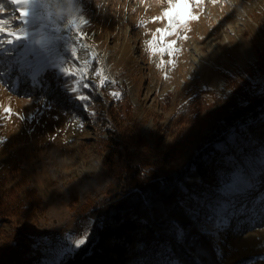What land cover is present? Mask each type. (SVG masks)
<instances>
[{"label": "rangeland", "instance_id": "374dc122", "mask_svg": "<svg viewBox=\"0 0 264 264\" xmlns=\"http://www.w3.org/2000/svg\"><path fill=\"white\" fill-rule=\"evenodd\" d=\"M179 1L184 23L161 38L157 29L172 32L162 14ZM18 8L27 15L19 16ZM85 60L88 81L99 82L93 68L99 69L104 86L116 85L118 92L110 93L126 94L132 119L125 123L145 144L139 148L145 158L134 153V162L147 160L160 175H173L197 157L227 115L230 124L237 123L252 109L250 97L261 95L264 0H25L19 5L0 0V181L3 188H35L43 201L38 210H29V220L1 226V242L16 226L31 236V249L18 255L0 251V264L45 259L63 264L77 249L74 242L92 236L101 222L93 208L113 176L99 140L105 134L81 112L83 103L74 94L78 78L63 71ZM239 77L249 79L247 90L230 86ZM5 97L11 101L3 102ZM5 107L11 116H5ZM241 147L222 151V156L231 153L224 155L225 163L239 161L247 151ZM129 150L135 152L132 145ZM248 180L251 189L230 209L216 204L200 215V229L214 235L221 264H264V223L237 230L238 220L253 219L249 209L259 216L264 208L257 203L264 198V166ZM244 204L245 216L229 218ZM222 213L230 224L217 229Z\"/></svg>", "mask_w": 264, "mask_h": 264}, {"label": "trees", "instance_id": "16d2710c", "mask_svg": "<svg viewBox=\"0 0 264 264\" xmlns=\"http://www.w3.org/2000/svg\"><path fill=\"white\" fill-rule=\"evenodd\" d=\"M230 82L234 91L250 86L245 77ZM108 86L82 90L90 100L82 101L81 112L93 128L104 132L105 137L99 138L108 150L104 166L113 176L100 205L93 208L101 222H96L86 244L75 249L63 264H221L214 235L200 229V215L222 199L218 190L229 169L238 170L242 160L253 175L263 168V163L254 162L264 159V95L250 97L253 107L241 113L237 123L230 124L227 115L182 170L160 175L147 160L134 162V153L145 158L144 148L139 149L145 144L125 123L132 119V111L125 106L126 94L119 90L118 96H110L111 91H118L116 85ZM219 144L231 153L234 145L245 146L249 152L245 151L239 161L233 158L225 163L224 155L231 153L222 156L216 147ZM131 145L135 152L129 150ZM206 177H211L210 183ZM2 185L0 181V228L5 223L29 220V210H38L43 203L35 188ZM193 195L196 201L191 199ZM238 198L234 195L230 199L236 204ZM181 231L184 237L177 243ZM30 240L27 231L13 226L0 241V251L2 255L21 254L31 249Z\"/></svg>", "mask_w": 264, "mask_h": 264}, {"label": "snow or ice", "instance_id": "6c2138e0", "mask_svg": "<svg viewBox=\"0 0 264 264\" xmlns=\"http://www.w3.org/2000/svg\"><path fill=\"white\" fill-rule=\"evenodd\" d=\"M13 4L19 5L25 2V0H11ZM215 2V0H214ZM197 3H199V0H197ZM184 7H187V4L184 5ZM179 8V5H174L170 7L169 11L164 12L162 15L164 17L169 18V28L172 29V32H169L168 29H157V32L161 35V38L165 34L172 35L175 33V27L176 24H182L184 23V13L178 11L177 9ZM18 15L19 16H25L27 13L24 11L23 8H18L17 9ZM175 13L174 15L172 13ZM188 15L191 17V19L195 20L198 19L196 16H191V13H188ZM155 22V20L153 21ZM5 33L8 35H11V33L8 31L7 27L5 28ZM155 39V35H154ZM153 41H149V47L152 46ZM175 41L171 42L168 45L169 50L172 48V44H174ZM163 50V49H161ZM169 54L171 55V51H169ZM76 56H78V52L76 53ZM89 62L87 60L84 61V65L75 69L72 68H66L63 71L64 72H71L72 73V79L77 80V83L74 85L76 92L74 94L79 95L81 101L87 102L90 100V96L86 94L82 90H87L89 88H102L105 83H106V78L102 75L101 70L93 68V71L95 72L96 77H100L99 82L95 85H92L88 82L89 78ZM111 95L118 96V93H110ZM261 95H264V89L260 90ZM4 114L6 117L11 116L12 114V109L10 107H5L3 109ZM218 150L220 151H226L225 145L219 144L216 146ZM228 160H231L232 157L229 155L227 157ZM264 163V161H262ZM249 172L246 166V163L242 160L240 167L238 170L236 169H229V174L224 177V179L221 182V186L218 190V194L220 197H222L221 200L217 201L218 204V209H222L223 211H227L230 204H234V201H232L230 198L233 197L234 195H239L243 194L245 191L251 189V183L246 179L248 176ZM186 191V189L184 190ZM193 201H196L197 198L193 195L191 197ZM257 203L264 205V198H260ZM248 208V205L244 204L241 205L240 209L238 212H230L229 218H234L237 216H245V209ZM252 212V220H249L247 217L244 220H238L237 222V230L241 226H243L245 223H253L254 221H259L261 223H264V208L261 209V213L259 216H257L255 209H249ZM193 214H195L194 210H189ZM225 218L221 216L215 224V227L217 229H224L227 228L230 224V219ZM184 237L183 231L179 232L176 236V240L178 243H181ZM87 242V234L79 240H76L74 242L75 248H80ZM261 260H264V257L260 258ZM42 264H48L47 259H45ZM250 264H253V262H250Z\"/></svg>", "mask_w": 264, "mask_h": 264}, {"label": "bare ground", "instance_id": "6f19581e", "mask_svg": "<svg viewBox=\"0 0 264 264\" xmlns=\"http://www.w3.org/2000/svg\"><path fill=\"white\" fill-rule=\"evenodd\" d=\"M177 4L180 5V1L177 2ZM10 101H11V98H8V97H5V98L3 99V102H6V103H9Z\"/></svg>", "mask_w": 264, "mask_h": 264}]
</instances>
